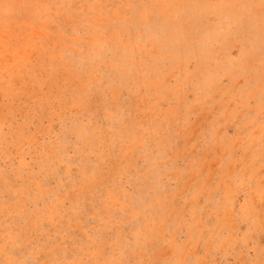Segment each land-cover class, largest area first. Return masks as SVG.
Masks as SVG:
<instances>
[{
	"label": "rangeland",
	"instance_id": "374dc122",
	"mask_svg": "<svg viewBox=\"0 0 264 264\" xmlns=\"http://www.w3.org/2000/svg\"><path fill=\"white\" fill-rule=\"evenodd\" d=\"M0 264H264V0H0Z\"/></svg>",
	"mask_w": 264,
	"mask_h": 264
}]
</instances>
